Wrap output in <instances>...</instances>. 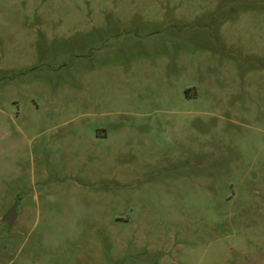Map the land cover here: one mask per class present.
<instances>
[{"label":"rangeland","instance_id":"obj_1","mask_svg":"<svg viewBox=\"0 0 264 264\" xmlns=\"http://www.w3.org/2000/svg\"><path fill=\"white\" fill-rule=\"evenodd\" d=\"M0 264H264V0H0Z\"/></svg>","mask_w":264,"mask_h":264},{"label":"water","instance_id":"obj_2","mask_svg":"<svg viewBox=\"0 0 264 264\" xmlns=\"http://www.w3.org/2000/svg\"><path fill=\"white\" fill-rule=\"evenodd\" d=\"M17 218L16 205L8 212L4 218L9 224H13Z\"/></svg>","mask_w":264,"mask_h":264}]
</instances>
